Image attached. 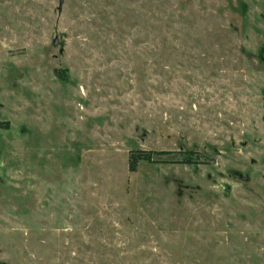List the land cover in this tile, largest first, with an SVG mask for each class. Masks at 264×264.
<instances>
[{
	"label": "rangeland",
	"instance_id": "374dc122",
	"mask_svg": "<svg viewBox=\"0 0 264 264\" xmlns=\"http://www.w3.org/2000/svg\"><path fill=\"white\" fill-rule=\"evenodd\" d=\"M0 122V264H264V0H0Z\"/></svg>",
	"mask_w": 264,
	"mask_h": 264
},
{
	"label": "trees",
	"instance_id": "16d2710c",
	"mask_svg": "<svg viewBox=\"0 0 264 264\" xmlns=\"http://www.w3.org/2000/svg\"><path fill=\"white\" fill-rule=\"evenodd\" d=\"M4 124V126H6V123H2L0 122V126H2ZM164 151H156V153H163ZM193 151L191 150H185L184 153L186 154L185 158L183 159L184 162L187 163H192L194 162V157L192 156ZM153 152L152 151H148V150H142V149H133L130 152L129 155V169L130 170H136L138 167L139 162H152L153 156H152Z\"/></svg>",
	"mask_w": 264,
	"mask_h": 264
},
{
	"label": "water",
	"instance_id": "95a60500",
	"mask_svg": "<svg viewBox=\"0 0 264 264\" xmlns=\"http://www.w3.org/2000/svg\"><path fill=\"white\" fill-rule=\"evenodd\" d=\"M63 0H60V4L62 3ZM57 41L55 40L54 43H56Z\"/></svg>",
	"mask_w": 264,
	"mask_h": 264
}]
</instances>
